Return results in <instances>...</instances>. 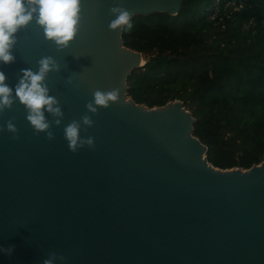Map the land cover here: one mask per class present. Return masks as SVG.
<instances>
[{
  "label": "water",
  "instance_id": "95a60500",
  "mask_svg": "<svg viewBox=\"0 0 264 264\" xmlns=\"http://www.w3.org/2000/svg\"><path fill=\"white\" fill-rule=\"evenodd\" d=\"M181 2L81 0L79 32L64 51L35 22L18 32L16 62L0 65L6 82L14 89L21 69L53 57L61 71L46 83L64 118L49 141L18 101L0 114V127L11 119L18 129V139L0 132V247L15 246L0 264H42L52 252L63 264H264V159L215 167L181 100L147 107L126 92L147 60L109 30V9L174 15ZM114 88L119 102L81 131L95 147L69 151L64 127L86 114L94 91Z\"/></svg>",
  "mask_w": 264,
  "mask_h": 264
},
{
  "label": "trees",
  "instance_id": "16d2710c",
  "mask_svg": "<svg viewBox=\"0 0 264 264\" xmlns=\"http://www.w3.org/2000/svg\"><path fill=\"white\" fill-rule=\"evenodd\" d=\"M124 46L147 62L127 95L147 107L179 99L213 166L264 159V0H182L174 14L132 16Z\"/></svg>",
  "mask_w": 264,
  "mask_h": 264
},
{
  "label": "clouds",
  "instance_id": "9594fccd",
  "mask_svg": "<svg viewBox=\"0 0 264 264\" xmlns=\"http://www.w3.org/2000/svg\"><path fill=\"white\" fill-rule=\"evenodd\" d=\"M81 11V0H0V65L9 66L16 62L13 54L18 43L16 36L33 22L57 51L66 50L79 32ZM109 12L114 17L108 25L110 31L121 32L133 27V13L126 8L114 6ZM60 71L61 66L53 57H42L37 62L36 71L30 68L20 70V77L13 89L6 82L5 73L0 70V114L11 110L18 101L27 113L26 120L34 134H45L49 141L54 140L53 124L61 126L64 112L59 100L49 94L46 80L50 73ZM66 83L71 85L73 80L68 78ZM119 99L118 88L93 92V100L85 106L86 114L80 120L71 121L63 129L69 151L76 153L85 147H95L94 138H82L81 131L94 127L92 116L97 115L99 109H107L111 104L118 103ZM48 116L53 118L52 121L48 120ZM3 131L12 134L13 139H18V129L13 120H8L4 127H0V132ZM14 251L15 246L0 247V255L11 257ZM57 260L63 264L65 257L52 252L42 264H54Z\"/></svg>",
  "mask_w": 264,
  "mask_h": 264
}]
</instances>
